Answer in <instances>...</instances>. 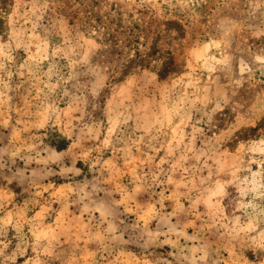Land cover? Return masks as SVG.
Returning <instances> with one entry per match:
<instances>
[{
  "label": "rangeland",
  "instance_id": "obj_1",
  "mask_svg": "<svg viewBox=\"0 0 264 264\" xmlns=\"http://www.w3.org/2000/svg\"><path fill=\"white\" fill-rule=\"evenodd\" d=\"M0 264H264V0H0Z\"/></svg>",
  "mask_w": 264,
  "mask_h": 264
},
{
  "label": "trees",
  "instance_id": "obj_2",
  "mask_svg": "<svg viewBox=\"0 0 264 264\" xmlns=\"http://www.w3.org/2000/svg\"><path fill=\"white\" fill-rule=\"evenodd\" d=\"M91 18H92L91 19L92 21H90V26L93 27L94 30H96L97 32H99L100 34H102V36L104 37V39L101 38V42L105 45V48H106L105 51H103L104 52V55L105 56H111V55H113L115 53L114 48H115V46L118 43L114 42L115 40L112 39V38L115 37V35H113L111 33V31L112 30H117V29L116 28H113L111 26L112 22L107 23L106 21H103L102 18H100L98 16L97 17L93 16ZM102 29L104 31H102ZM139 30H140V28H139ZM136 40H138V42H137L138 46L135 47L136 50H137L135 57H137V58H133V59L129 60V62L143 63L145 61V59H143L141 57L139 45L140 44H144V43L141 41V39H140L139 36L136 37ZM133 46H135V44H133ZM137 59H139V60L137 61ZM172 63H173L172 61H168L167 62L166 66H165L166 72L169 71ZM52 144L56 147V149L58 151H61V150H64L65 148H67L68 141H67V139H65V138L62 137L58 141H53Z\"/></svg>",
  "mask_w": 264,
  "mask_h": 264
}]
</instances>
